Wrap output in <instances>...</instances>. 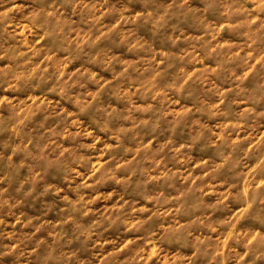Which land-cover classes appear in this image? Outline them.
Returning a JSON list of instances; mask_svg holds the SVG:
<instances>
[{
  "label": "clouds",
  "instance_id": "1",
  "mask_svg": "<svg viewBox=\"0 0 264 264\" xmlns=\"http://www.w3.org/2000/svg\"><path fill=\"white\" fill-rule=\"evenodd\" d=\"M0 264H264V0H0Z\"/></svg>",
  "mask_w": 264,
  "mask_h": 264
}]
</instances>
